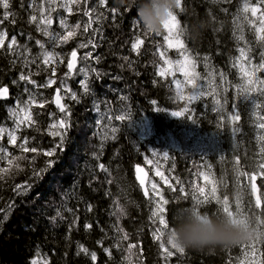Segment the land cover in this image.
<instances>
[{"label": "trees", "instance_id": "16d2710c", "mask_svg": "<svg viewBox=\"0 0 264 264\" xmlns=\"http://www.w3.org/2000/svg\"><path fill=\"white\" fill-rule=\"evenodd\" d=\"M39 1L37 0V4ZM23 2L25 7L21 8L20 0H10L9 10L15 13L16 23L6 22L0 25V29L8 32L9 39L15 36L13 30L16 29V39L21 45L26 40L22 31L30 32L35 26L28 23L26 8L30 0ZM251 2L258 4L259 0ZM138 7L139 0H133L128 5L129 10L122 12V16L115 21L108 16L103 21L101 32L95 35L98 46L92 52L94 56L91 65L94 67H89V74L83 78V81L89 82V93L83 91L82 81L76 83L69 78L70 75H66L63 83L70 80L77 95V100H66V108L70 112L68 117H64V113L59 111L54 102L55 89L63 85L59 80L62 70L68 73L66 64L70 52L76 50L77 36L68 43L57 45L55 41L45 39L39 33L42 41L46 42V48L58 53L64 60V63L57 61L56 84L48 88L36 87L18 79L20 71L39 72V75L32 78L38 84L45 83L49 72L43 70L44 65L39 60V67L32 65L25 69L14 54L0 50V86L8 88V99L0 100V128L5 129L10 124L5 106L15 101L26 103L30 96H34L38 104L43 103L44 107L31 106L32 116L37 124L30 128L22 126L16 130V135L20 138L17 145L27 137L29 147L51 150L60 142V138L48 134L49 123L66 118L71 125L64 136L62 148H57L52 157H46L42 153L22 154L20 148L12 146L6 137L0 139V143L6 146V153L34 157V160L20 161L21 170L11 166V174L0 180V215L6 213L5 219L0 222V264H165L161 258L159 242L152 236L156 227L149 219L152 206L143 197L136 179L137 165L148 171L152 168L145 158L160 161L165 175L182 181L173 192L156 178L164 190L165 198L169 200L165 213L169 227L174 226L181 209L198 208L209 215L220 213L218 209L221 205L215 200H210L205 206L196 204L192 195L193 185L198 183L203 186L205 183L198 176L199 172H209L213 176L217 182V195L221 199L227 196L233 210L239 199L245 214L264 219V177L257 176L255 181L258 189L255 195H259L261 199V207L256 208L255 195L251 192L248 178H238L236 175L237 167L243 172L251 173L254 165L260 162L257 128L252 118V100L257 97L243 91L244 81L238 68L232 66L240 48L237 46V37L241 35V31L237 26H242V34L255 49L251 53L260 58V53L264 52V46L253 35V28L242 19L241 0H184V11L175 10L181 28L185 30L182 39L197 58L196 71L202 77L198 84L207 87V80L204 78L208 72L204 61L207 57L217 72L216 83L221 85L220 99L223 105L220 111H216L214 98L205 96L189 105L193 112L185 116L171 114L184 106L182 101L176 99L175 84L170 83L173 79L183 81L182 74L178 73L175 78L169 77L167 80L155 75L156 65L163 63L154 55L157 52L156 46L161 44L171 59H177V52L167 48L164 40L167 33L163 28L158 33H148L145 30L138 17ZM62 18L69 26L87 20L75 6L72 14L63 10ZM93 27L97 25L94 24ZM54 29L61 34L65 32L56 24ZM138 36L144 39L139 56L131 49ZM7 43L8 41L5 42L6 45ZM149 46H152L151 50ZM28 48L33 57L42 52L34 45ZM97 56L100 57L99 63L95 60ZM123 57L134 62L131 69ZM252 58L255 62H260ZM13 59L16 60L15 66L10 63ZM121 64H124L123 68ZM96 71L106 75L97 77ZM219 72L227 76V84L220 79ZM117 75L121 79H112ZM153 80L156 81L155 84ZM25 88L29 91H25ZM224 88L227 89L226 92L223 91ZM101 99L107 101L111 108L101 103V111L98 113L94 110V105ZM153 100L156 101L155 105L150 104ZM124 103L127 108L130 106L129 110L126 109L129 116L125 121H116L114 116L120 115ZM156 106L162 110H153ZM145 110L154 114L157 112L156 116L163 118V121L146 118L150 122V137H143L142 134L137 136L129 128L130 120H135ZM109 111L114 124L110 126L119 129L115 133V139L111 138L113 133L109 127L104 129L97 124L101 113ZM235 114H239L241 119L233 124L230 117ZM99 126L101 129L96 132ZM233 128L237 131L234 132ZM95 132L99 134V139L94 137ZM105 133L109 137L106 140L102 139ZM171 140L176 143L175 146L171 144ZM155 151L158 152V157L155 156ZM87 152L89 158H86ZM6 153L0 156V169L10 167L6 162L9 158ZM60 153L66 156L61 159ZM164 153L168 154L167 159L164 158ZM237 158L240 160L239 166L235 164ZM49 162H52L51 166ZM98 163H104L109 172H101L96 167ZM34 171L40 172L41 176H34ZM25 182L30 186V191L25 196H17L14 186L24 185ZM180 188L188 195L181 193ZM21 191L24 189L21 188ZM11 203L15 204V208L7 211ZM209 203L217 209H210ZM88 205H91V211L87 210ZM121 206L127 208L126 216L121 217L117 211ZM98 210L101 212L97 213ZM86 224H91L92 227L86 229ZM116 225L122 231L118 232ZM124 233L128 236L126 240L122 238ZM167 237L165 232V244ZM242 244L218 245L204 250L186 249L184 255L178 254L168 262L239 264V260L244 258L245 249ZM81 246L88 249L89 253H95L97 259L93 261L90 255L80 252ZM257 246L264 250V244ZM147 251L151 255L148 256Z\"/></svg>", "mask_w": 264, "mask_h": 264}, {"label": "snow or ice", "instance_id": "6c2138e0", "mask_svg": "<svg viewBox=\"0 0 264 264\" xmlns=\"http://www.w3.org/2000/svg\"><path fill=\"white\" fill-rule=\"evenodd\" d=\"M92 3L93 6L91 8L88 5ZM75 6L78 12H82V14L87 17V20L84 22L83 27L80 23H76L74 26H69L65 19H61L59 21L61 28L65 30L63 34L57 33L53 35L49 28L53 23V19L51 16L52 12H55L57 8L65 9L69 14H72L73 7ZM11 5L10 0H0V25H4L6 22L15 24V13L10 11ZM20 7H25L23 0H20ZM29 7L32 8V12L34 14H30L28 17V23L35 24L36 30L41 32L43 35L49 36L50 39L55 41L58 44L68 43L70 40L74 39L76 36H84L87 35L91 30V36L85 42L79 43V48H87L91 46L95 49L98 45L96 40L94 39L95 35L101 32L103 27V21L108 19V16H111L112 20H116L118 17L122 16V12L128 11V5L120 6L116 3V0H43V3L37 4V0H30ZM102 9V10H101ZM177 10L180 12L184 11V0H178ZM226 11V10H225ZM242 14V19L253 28V35L255 39L264 46V0H259L258 4H253L251 0H244L242 8L240 9ZM107 13L108 15H105ZM214 19V17H213ZM97 25V27H93V25ZM238 30L241 31V35L237 37L239 41H243L246 47H240L238 49L239 55L236 57L233 62V67L238 68L241 74V78L244 80L245 87L243 91L246 94H258L260 96H264V79H261L257 73L264 72V52L260 53V62L258 64H253L252 57L250 55L252 49L248 45V41L245 39L242 34V26L238 25ZM163 29L166 30V35H164V40L167 44L168 49L175 48L177 50L179 58L173 60L169 58L166 54V51H160L159 49L154 54L158 57L160 61H162V65H156L155 75L159 78L167 80L169 77L175 78L177 73L182 74L183 81L180 79H173L170 83L175 84V93L176 99L182 101L184 106L179 111H174L171 114L173 116H185L191 115L193 109L189 107L194 102L202 99L205 96H210L214 98V102L217 105L216 111H220L223 107L220 99V89L221 85L216 83L217 72L210 63L208 62V58L205 57V67L208 68V72L206 77L207 87L204 85L198 84V81L202 79L201 74L196 71L198 66L197 58L194 57L191 51L187 48L184 40L182 39L184 35V29L181 28L180 21L177 17V14L169 13L168 18L163 22ZM23 35V33H21ZM31 39V37H29ZM8 41L7 45L5 42ZM35 43L39 45V48L42 52L33 57L31 53V49L28 48L27 45H21L16 39V36H12L9 39L8 32L6 30L0 29V50L5 52H9L14 54L17 58L21 60L22 67L25 69H29L32 65H37V60H39L44 65V71L49 72V77L47 81L43 84H38L32 77L34 75H39V72L28 71H20L18 79L20 81H24L26 84H31L36 87H52L56 84V65L57 61L59 63H64V60L60 55L54 51H48L46 45L42 43L40 40H36ZM144 44V39L139 36L135 39V41L131 45V49L136 53L137 56L140 55V49ZM70 59L66 64V68L69 70L66 75H71L75 70L76 61H77V51L72 50L69 54ZM92 58V53H86L84 55V59ZM97 63L100 62V57H95ZM123 60L128 63V67L131 69L134 62H129L128 57H123ZM10 63L15 66L16 60L13 59ZM121 68L124 67V64L120 65ZM39 67V65H37ZM95 71V70H93ZM139 75V72L135 73ZM102 74L96 71V76L101 77ZM219 77L223 81L224 84L228 83L227 76L223 72H219ZM112 79L119 80L120 76H113ZM15 83V81H13ZM156 81L153 80V84ZM83 91L85 93H89L90 87L89 82L84 80L81 82ZM190 88L191 91H186V89ZM25 91H29L28 88H25ZM66 91L71 92V89H66ZM223 91H227L226 88ZM61 88L57 87L55 89V100L59 111L64 113V117L70 116V112L67 111L66 106L61 103L62 97L60 95ZM72 100H77L76 93H72ZM0 99H8V88L0 86ZM121 99H126V97H121ZM104 103L111 108V105L108 104L107 101L101 99L99 103H95L94 110L100 113V104ZM150 104L155 105L156 101H150ZM37 105L40 108L44 107L43 103H37V100L34 96H30L29 100L23 106H17L12 110L11 116L14 119L16 124V129L19 130L23 127H34L37 124V121L33 119L31 106ZM255 107L260 109L262 107L261 104H256ZM158 111L162 109H157ZM39 115V113H37ZM55 115V114H50ZM257 127L261 130H264V116L260 115L257 112ZM128 117L124 114L115 115L114 119L116 121H125ZM113 119L112 114L109 112L101 113L100 119L97 121L98 125H101L105 128H108ZM233 124H236L240 121L241 117L239 114L232 115L230 117ZM71 127L70 123L66 118H60L56 120L54 123L50 124L48 127V134L54 137H59L60 142L55 145L51 150H41L37 147H29V139L24 137L21 140V143L17 145V140L20 139L14 131H7L4 128H0V139L3 138L5 132L7 131V135L9 137V143L14 147H19L22 154L26 153H42L46 157H52L56 153L57 148H62L64 136L67 134V130ZM110 131L113 133L112 139H115V133L119 131L116 127H111ZM233 131H237L236 128H233ZM107 133L102 136V139H108ZM257 141L260 144L259 147V156L260 162L254 165V170L251 173L243 172L239 167L236 168L237 177H247L250 185L251 192L253 195L258 191L255 181L257 176L264 177V133L257 136ZM0 153H6V149L0 148ZM7 164L10 167H5L0 169V180H4L6 175L11 174V166H14L15 169L21 170L20 161L22 160H34V157L29 156H13L12 153L7 152ZM164 158H168V154L164 153ZM97 159L99 156L97 155ZM146 159L147 164L152 165L154 162L150 159ZM15 162V163H14ZM52 162H49L51 166ZM235 164L237 166L240 165L239 158L236 159ZM96 167L104 173H108L109 169L106 167L104 163H98ZM135 172L137 174L136 179L139 181V186L142 189V195L146 198L147 203L152 206L151 215L149 217L152 225H155L152 236L156 241L159 242V248L161 250V258L168 264V261L176 256V255H184L186 249L183 247L177 246L173 240L168 236L167 237V246L163 241V237L165 232L168 233L170 230L169 220L166 218L165 213L167 212L166 206L169 204V200L165 198L164 190L161 186L152 181L149 185H146V180L148 179V173L141 168L139 165L135 167ZM33 175L36 177L41 176L40 172H33ZM155 176L159 177L160 181L163 182L164 185H167L168 190L175 192L176 186L180 185L182 181L179 178L173 177L169 178V176L165 175L163 171L157 166L155 169ZM198 176L203 178L205 182L203 186L200 184L193 185V198L196 201L197 205L207 204L210 200H215L221 207L218 209L219 212L226 213L229 215H240L245 216V210L241 206V202L239 199L236 201L235 210H233L232 205L229 203V199L225 196L221 199L218 195L217 182L213 178V176L209 172H199ZM174 181V182H173ZM111 183V181H108ZM210 186V187H209ZM16 189L17 196H25L30 191V186L27 182L24 185H16L14 186ZM21 188L24 191H21ZM181 193L185 196L188 195L184 191L183 188H180ZM256 208L261 207V199L259 195H255V204ZM15 208V204L11 203L10 207L7 211H12ZM198 209V208H197ZM88 211H91V205H88ZM117 211L120 213L121 208H118ZM59 215V213H57ZM6 217V213L4 215H0V222ZM258 220V228L260 226H264V219L257 217ZM92 227L91 224H86L85 228L90 229ZM117 231H122L118 225H116ZM123 239H128L127 233L123 234ZM258 244H264V237L258 236L256 239L243 243L242 247L245 249L243 253V259L239 260V264H264V250L258 247ZM135 246V245H134ZM133 246V247H134ZM80 252H83L86 255H90L91 259L95 261L97 259L95 253H89L88 249L83 246L80 247Z\"/></svg>", "mask_w": 264, "mask_h": 264}, {"label": "clouds", "instance_id": "9594fccd", "mask_svg": "<svg viewBox=\"0 0 264 264\" xmlns=\"http://www.w3.org/2000/svg\"><path fill=\"white\" fill-rule=\"evenodd\" d=\"M132 2L116 0L120 6ZM177 7L178 0H139L138 17L148 33H158L169 13H174ZM119 214L126 216L127 208L121 206ZM167 234L179 247L204 250L218 245L248 243L258 236L264 237V226L258 228L257 217L247 214L240 216L220 212L209 215L197 208H188L178 211L175 224Z\"/></svg>", "mask_w": 264, "mask_h": 264}, {"label": "bare ground", "instance_id": "6f19581e", "mask_svg": "<svg viewBox=\"0 0 264 264\" xmlns=\"http://www.w3.org/2000/svg\"><path fill=\"white\" fill-rule=\"evenodd\" d=\"M40 1H42V0H40ZM40 1H39V4H40ZM243 3H244V0H241V5H243ZM93 6V4H91L90 5V7L89 8H91ZM26 10H27V12H28V14L30 15V14H34L33 12H32V8L31 7H27L26 8ZM63 10H65V9H63V8H60V18H56V17H54L55 18V24L58 26V27H61L60 26V23H59V21L61 20V19H63L62 18V11ZM66 11V10H65ZM86 21V20H85ZM85 21H82L81 22V25H82V27H83V24H84V22ZM54 24V25H55ZM34 28V29H33ZM33 28H31V30H30V32H26V31H22V32H24V34H25V41L23 42V45H27L28 47H30V45H34L35 46V48H37L38 50L40 49L39 48V45H37L36 43H35V41L36 40H40L42 43H44L45 45H46V42L45 41H42V39H41V37H40V34L39 33H41V32H39V31H37L36 30V26H34ZM33 29V30H32ZM53 31L54 32H56V33H58V31H57V29L55 30V29H53ZM18 34V31L16 30V29H14L13 30V35H17ZM42 34V33H41ZM43 35V34H42ZM89 36H91V33L89 32L87 35H84V36H80V35H78L77 36V39L78 40H76L75 41V49H78L79 51H80V55H82V58H83V60L85 61V64H83V67L84 68H86V69H89V67L90 68H93L94 66H92L91 65V60H92V58H90V59H88V60H85L84 59V55L86 54V53H89V52H93V48L91 47V46H89V47H87V48H79V43L80 42H85V41H87V39L89 38ZM29 37H31V39H29ZM44 38L45 39H48L47 37H46V35H44ZM95 39V38H94ZM96 40V39H95ZM25 43V44H24ZM237 46H240V47H246V45L244 44V42L243 41H239V40H237ZM247 46H250L251 47V49H252V51L251 52H255V49L252 47V45L248 42V45ZM149 48H150V50L152 49V46H149ZM160 50V51H165V49L161 46V44H158L157 46H156V51L157 50ZM251 55H252V57H254V58H256V59H258L259 61H260V58H259V56H257V54H255V53H251ZM94 56V54L92 53V57ZM69 71V70H68ZM238 73L240 74V72H239V69H238ZM240 76H241V74H240ZM65 78H66V72L64 71V70H62V72H61V74H60V77H59V80H60V82L61 83H63L64 82V80H65ZM81 81H83V77L81 76L80 77V79H79V82H81ZM242 81H244L243 79H242ZM77 82V81H76ZM252 97H257L256 95H253V94H250ZM256 104H261L262 105V107L260 108V109H257L256 107H255V105ZM130 107V106H129ZM128 107V108H129ZM11 108H12V105H7V106H5V108H4V110H5V113H6V115L9 117V121H10V124H8V125H6V126H10V125H12L11 124V120H12V116H11V112H10V110H11ZM127 108V105H126V103H124L123 104V108H122V110L120 111V114H124V115H126V116H129V114L126 112L127 110H129ZM127 109V110H126ZM157 110L158 108H157V106L156 107H154L153 108V110ZM257 112H259L260 113V115H262V116H264V97H257V98H255V99H253L252 100V118L254 119V121H255V126L257 125V123L259 122L258 121V119H257ZM163 113H165V112H163ZM156 114H157V112H155V114L154 113H152V112H148V111H146L145 110V112L143 111L140 115H139V117L138 118H136L135 120L134 119H131L130 120V122H129V128L133 131V133H135L137 136H140L141 134H142V136L143 137H150V135H151V133L152 132H150L149 133V135H147V134H144L143 133V131H144V125H145V121H146V118H151V119H159L160 121H163V118H160V117H158V116H156ZM166 114V113H165ZM52 123H54V121H51L50 123H49V125L50 124H52ZM110 125H114L112 122H111V124ZM112 126H109V128H111ZM256 128H257V130H256V137H257V133L261 130V129H259L257 126H256ZM100 129H101V126H99L98 127V130H96V132L98 131H100ZM104 129H105V127H104ZM48 130V129H47ZM95 132V138L96 139H99V134H97ZM171 144L172 145H176V143L174 142V141H172L171 140ZM259 144V143H258ZM259 147H260V144H259ZM258 148V147H257ZM258 152H259V149H258ZM155 154H158V152H156L155 151ZM66 155H61V153L59 154V157L61 158V159H63V157H65ZM156 157H158L159 155H155ZM86 158H89V155H88V152H87V156H86ZM258 158H259V161H260V156H259V154H258ZM158 162H160V161H158ZM161 163V162H160ZM204 206H205V204H204ZM208 207L210 208V209H217V207L215 206V205H213V204H208ZM99 212H101L100 210H98L97 211V213H99ZM146 254L149 256V255H151V252H149V251H147L146 252ZM168 264H169V262H168Z\"/></svg>", "mask_w": 264, "mask_h": 264}, {"label": "rangeland", "instance_id": "374dc122", "mask_svg": "<svg viewBox=\"0 0 264 264\" xmlns=\"http://www.w3.org/2000/svg\"><path fill=\"white\" fill-rule=\"evenodd\" d=\"M40 3H43V0L42 1H40ZM51 16H52V19H53V23H52V25H51V27L49 28V31L53 34V35H55V34H57L56 32H54L53 31V29H54V24H55V18L54 17H56V18H60V8H57V10L55 11V12H52L51 13ZM166 31V30H165ZM48 39H50V37L49 36H46ZM48 50V49H47ZM170 50H174V51H176L177 52V50L175 49V48H172V49H170ZM49 51V50H48ZM76 51L78 52L79 50L78 49H76ZM177 56H178V53H177ZM179 58V56L177 57V59ZM70 59V58H69ZM88 60V59H87ZM173 60H176V59H173ZM252 62H253V64H258L259 62H255V60L252 58ZM83 64H85V61L83 60V58H82V55H80V57H79V59H78V65H77V68H75V70L72 72V74L69 76V78L71 79V80H73V81H77L76 83H79V79H80V77L82 76L83 78H85V75H88L89 74V71H88V69H86V68H84L83 67ZM178 74V73H177ZM180 74V73H179ZM257 75L261 78V79H264V72H261V73H257ZM90 76V75H89ZM89 76H88V78H89ZM181 80V79H180ZM182 81V80H181ZM63 85H60V88H61V97H62V99H63V102H64V104H65V106L67 107V103H66V100L67 99H70V97H71V95H72V93H75V90H74V88L72 87V85L70 84V80H68V82L67 83H62ZM244 87H245V83H244ZM66 89H71V92H68V91H66ZM253 95H256L257 97H264V96H260V95H258V94H253ZM25 104V102H20V101H15L14 103H12L11 105H12V108H11V110H10V112H12V110L13 109H15L18 105L19 106H23ZM12 125H10L9 127L7 126V128H5L7 131H14L15 132V134H16V124H15V122H14V119L12 118ZM7 131L5 132V134H4V136H3V138L4 137H6V139H7V141L9 142V137H8V135H7ZM151 132V127H150V122L148 121V120H146L145 121V125H144V131H143V133L144 134H147V135H149V133ZM262 133H264V130H260L258 133H257V136L258 135H260V134H262ZM0 148H3V149H6V146L5 145H3L2 143H0ZM3 153H0V155H2ZM155 155H158V154H155ZM154 163L151 165V170H146V169H144L147 173H148V179L146 180V185H149L150 186V183L152 182V181H155L156 183H158L159 184V182L156 180V178H159V177H157V176H155V169H156V167L158 166L160 169H161V171H163L162 170V168H161V166H160V163L159 162H157V161H154V160H152ZM150 171H151V173L152 174H150ZM164 172V171H163ZM160 185V184H159ZM164 241V240H163ZM166 246H167V244H166Z\"/></svg>", "mask_w": 264, "mask_h": 264}, {"label": "water", "instance_id": "95a60500", "mask_svg": "<svg viewBox=\"0 0 264 264\" xmlns=\"http://www.w3.org/2000/svg\"><path fill=\"white\" fill-rule=\"evenodd\" d=\"M79 57H80V54H79V52H77V61H76V67L75 68H77ZM0 100L3 101V100H6V99H0ZM61 103H63L62 100H61Z\"/></svg>", "mask_w": 264, "mask_h": 264}]
</instances>
